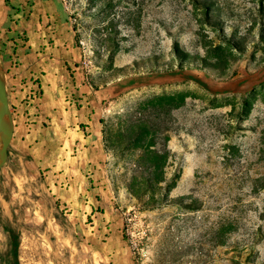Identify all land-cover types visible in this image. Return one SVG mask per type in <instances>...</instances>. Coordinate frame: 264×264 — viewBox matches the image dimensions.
I'll use <instances>...</instances> for the list:
<instances>
[{"label":"rangeland","instance_id":"obj_1","mask_svg":"<svg viewBox=\"0 0 264 264\" xmlns=\"http://www.w3.org/2000/svg\"><path fill=\"white\" fill-rule=\"evenodd\" d=\"M52 1L99 91L100 139L38 162L16 135L0 264H264V0Z\"/></svg>","mask_w":264,"mask_h":264},{"label":"crops","instance_id":"obj_2","mask_svg":"<svg viewBox=\"0 0 264 264\" xmlns=\"http://www.w3.org/2000/svg\"><path fill=\"white\" fill-rule=\"evenodd\" d=\"M11 1L19 14L10 28L16 36L9 38L5 34L3 42L2 58L8 65L4 77L11 87L7 85L10 103L16 98L24 100L19 126L13 113L12 142L19 134L38 162L50 153L74 151L75 143H70L76 139L81 147L87 143L97 145L100 131L96 126H100V119L91 112L90 105L99 91L87 82L84 68L79 65L82 55L72 28L60 20L52 0H28L26 8L22 0ZM32 92H37V100H25ZM77 97L79 103L85 104L79 109L75 105ZM101 100L97 98L95 103ZM77 126H82L84 132L77 133ZM86 162L92 165L93 160ZM94 191L86 188L87 195H97ZM88 203L91 211L95 210L94 204Z\"/></svg>","mask_w":264,"mask_h":264},{"label":"water","instance_id":"obj_3","mask_svg":"<svg viewBox=\"0 0 264 264\" xmlns=\"http://www.w3.org/2000/svg\"><path fill=\"white\" fill-rule=\"evenodd\" d=\"M14 129L9 92L4 81V72L0 66V170L7 162Z\"/></svg>","mask_w":264,"mask_h":264},{"label":"trees","instance_id":"obj_4","mask_svg":"<svg viewBox=\"0 0 264 264\" xmlns=\"http://www.w3.org/2000/svg\"><path fill=\"white\" fill-rule=\"evenodd\" d=\"M5 5H6V7H8V8L10 9V11H9L8 14H7V19H8V21H7V24H5L6 33L8 34V37H9V38H13V37L16 36V35L10 33V27H9V25H10V23H12V21H13L12 18H14L16 15L19 14V9H18V8H15V7L12 6V5H9V4H8V1L5 2ZM11 40H13V39H11ZM3 45H4V44H3ZM3 45H2V47H3ZM0 54L3 55V50L0 51ZM179 67H182V66L179 65ZM153 69H154V72H156V73H170V72L173 71V68L170 67V66H169V67H166V68H161V67H157V65H155V66L153 67ZM179 69H181V68H179ZM151 72H153V70L150 69L149 73H151ZM260 217H261V219H264V208H263L262 211H261Z\"/></svg>","mask_w":264,"mask_h":264},{"label":"built area","instance_id":"obj_5","mask_svg":"<svg viewBox=\"0 0 264 264\" xmlns=\"http://www.w3.org/2000/svg\"><path fill=\"white\" fill-rule=\"evenodd\" d=\"M31 96H29V97H31V98H36V96H37V93L36 92H32L31 94H30Z\"/></svg>","mask_w":264,"mask_h":264}]
</instances>
